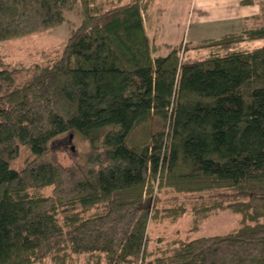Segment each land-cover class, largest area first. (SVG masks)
I'll return each instance as SVG.
<instances>
[{"label": "trees", "instance_id": "obj_1", "mask_svg": "<svg viewBox=\"0 0 264 264\" xmlns=\"http://www.w3.org/2000/svg\"><path fill=\"white\" fill-rule=\"evenodd\" d=\"M152 2L0 0V42L80 19L30 83L15 86L30 69L0 59V264H264V46L241 47L264 40V7L258 26L188 48L207 52L192 59L154 54ZM75 137L89 149L63 167L56 152ZM21 146L31 158L13 170ZM181 197L239 227L152 250L150 226L177 223Z\"/></svg>", "mask_w": 264, "mask_h": 264}, {"label": "rangeland", "instance_id": "obj_2", "mask_svg": "<svg viewBox=\"0 0 264 264\" xmlns=\"http://www.w3.org/2000/svg\"><path fill=\"white\" fill-rule=\"evenodd\" d=\"M116 1V0H112ZM247 0H156L146 12L148 17L146 32L150 44L156 48L157 56H165L175 47L192 59L207 54L206 51L186 52L188 48L207 41L218 39L229 33H240L258 26L256 17L264 7V0H248L252 4H243ZM78 10L66 14V22L41 34L22 39L0 42V59L11 69L25 68L16 75V85L28 84L33 80L32 70L35 65H44L58 59L63 51L70 33L79 24ZM264 40L243 44L242 48H259ZM160 126L159 121L152 120L138 127L131 135L129 146H139ZM72 149V151H71ZM89 149L88 143L75 137L65 149L56 152V159L63 167L73 165L72 155L84 154ZM74 152V153H73ZM26 147H20L18 156L12 160L10 168L20 170L30 159ZM45 195L47 191L43 192ZM161 195L160 206H173L174 202H165ZM183 197L176 205L183 202ZM185 215L175 224L162 222L152 224L149 228L150 248L156 247L158 237L164 238L161 248H167L170 241H187L205 236L224 235L239 227L240 217L230 211L202 212L194 215L192 208L199 205L196 199L183 202ZM182 203V204H183ZM151 204V203H150ZM43 264H51L45 261Z\"/></svg>", "mask_w": 264, "mask_h": 264}, {"label": "crops", "instance_id": "obj_3", "mask_svg": "<svg viewBox=\"0 0 264 264\" xmlns=\"http://www.w3.org/2000/svg\"><path fill=\"white\" fill-rule=\"evenodd\" d=\"M155 2H156V0H153V2L151 3V5H153ZM151 5H150V6H151ZM150 6H149V7H150ZM148 9H149V8H148ZM147 11H148V10H147ZM147 11H146V12H147ZM147 19H148V17H147V15H146V13H145V15H144V23H145V27H147ZM158 238H159V237H158Z\"/></svg>", "mask_w": 264, "mask_h": 264}, {"label": "built area", "instance_id": "obj_4", "mask_svg": "<svg viewBox=\"0 0 264 264\" xmlns=\"http://www.w3.org/2000/svg\"><path fill=\"white\" fill-rule=\"evenodd\" d=\"M137 264H142V261H138Z\"/></svg>", "mask_w": 264, "mask_h": 264}]
</instances>
